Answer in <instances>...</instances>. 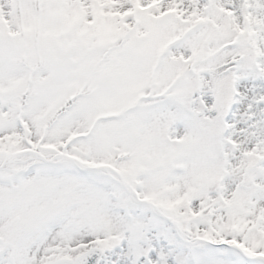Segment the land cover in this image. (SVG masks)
<instances>
[{
	"label": "snow or ice",
	"instance_id": "6c2138e0",
	"mask_svg": "<svg viewBox=\"0 0 264 264\" xmlns=\"http://www.w3.org/2000/svg\"><path fill=\"white\" fill-rule=\"evenodd\" d=\"M0 264H264V0H0Z\"/></svg>",
	"mask_w": 264,
	"mask_h": 264
}]
</instances>
